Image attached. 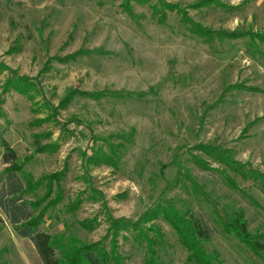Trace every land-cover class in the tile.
<instances>
[{
  "label": "rangeland",
  "instance_id": "1",
  "mask_svg": "<svg viewBox=\"0 0 264 264\" xmlns=\"http://www.w3.org/2000/svg\"><path fill=\"white\" fill-rule=\"evenodd\" d=\"M163 1L213 30L264 33V0L198 8L189 6L201 0ZM156 2L0 0V137L17 154L19 179L41 182L24 198H41V179L64 172L58 201L38 208L40 229L64 244L72 237L109 249L110 219L136 221L167 201L213 226L205 247L223 264H264V252L257 256L221 230L184 177L187 171L226 212L241 210L251 234L264 235V193L206 157L212 170L193 163L204 157L195 147L210 144L229 149L246 171L264 173V57L251 56L243 39L203 43L175 10L159 23ZM99 149L110 165L87 163ZM5 167L0 161L3 178ZM0 216V264H42L1 208ZM154 223L164 234L161 264H189L172 227L164 218ZM116 249L126 264H144L132 232L120 233Z\"/></svg>",
  "mask_w": 264,
  "mask_h": 264
},
{
  "label": "trees",
  "instance_id": "2",
  "mask_svg": "<svg viewBox=\"0 0 264 264\" xmlns=\"http://www.w3.org/2000/svg\"><path fill=\"white\" fill-rule=\"evenodd\" d=\"M138 3H148L151 0H134ZM218 0H201L189 7L198 8L201 6H210L218 3ZM223 5V4H219ZM127 6V8H125ZM225 6V5H223ZM154 10V17H157L159 23L166 20L167 9L175 10L180 15V21L185 26L191 36L197 37L203 43L211 45L214 41L222 42L225 39L235 40L243 39L244 46L251 56H262L264 54L259 47L264 44V33L260 31H226L213 30L210 27L203 26L192 21L185 10L175 8L168 5L163 0H157ZM125 11L129 13L130 5H124ZM236 7H230L235 9ZM24 92L23 89H19ZM53 147L56 145H52ZM50 145H45L40 152L49 150ZM195 149L204 157H194L193 163L203 170H212L207 160L225 166L228 170L235 173L242 180L252 181L264 193V173H258L248 169H244L243 164L233 159V154L229 149H223L220 146L210 144H199ZM111 154H115V150H110ZM0 161L6 165L3 169V175L0 176V208L7 216L14 231L17 235L27 238L34 246L42 264H126L125 258L117 252V238L121 232H132L135 244L144 252V264H161L158 256L157 247L163 243L164 234L161 228L154 222L159 218H164L172 227L181 246L186 251V262L189 264H223L219 253L208 252L205 244L211 240L214 229L208 222L201 217L194 215L182 214L171 202H163L155 205L153 208L145 211L136 221H130L123 218H114L109 220L108 234L111 236L110 248L101 242L82 243L79 240L69 237L67 243H63L62 239H56L49 233L40 229L42 219L41 213H38L40 204L46 202L45 207L54 204L60 196L59 182L64 176V172L54 173L44 176L46 181L44 195L35 200H27L24 195L33 192L41 182L32 183L31 177L24 180L19 179L17 172L21 171V166L17 163V154L9 143L0 137ZM90 165L108 164L110 165V156L102 152L100 149L87 159ZM220 173L232 184L237 187L236 183L221 170ZM191 187L197 194H200L204 200L210 205L211 211L215 215L214 222L217 223L221 230L228 235H232L239 242L245 244L254 254L261 257L264 252V235H253L247 228V222L241 210L226 212L220 207L211 196L204 192L194 178L187 172H184ZM56 188L54 189V185ZM57 196L48 203L46 200L50 198L54 192ZM250 199V198H249ZM0 223L2 218L0 216Z\"/></svg>",
  "mask_w": 264,
  "mask_h": 264
}]
</instances>
